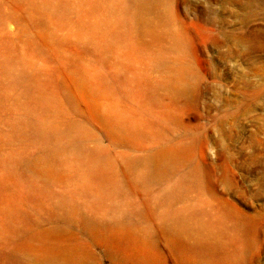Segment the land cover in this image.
Returning <instances> with one entry per match:
<instances>
[{
	"label": "bare ground",
	"instance_id": "obj_1",
	"mask_svg": "<svg viewBox=\"0 0 264 264\" xmlns=\"http://www.w3.org/2000/svg\"><path fill=\"white\" fill-rule=\"evenodd\" d=\"M222 1L221 6L244 8L231 11L240 32L221 31L235 42L230 52L249 56L252 68L264 70V25L250 26L258 17L264 23V0ZM94 5L93 0L79 5L0 0V264H105L109 258L114 264H168L160 240L180 264H246L242 249L224 252L215 244L189 242L195 216L174 208L192 190L201 195L212 190L213 174L196 156L197 135L189 141L183 136L161 141L141 156L123 152L155 137L133 117L126 119L121 105L109 99V51L124 42L122 31L130 24L153 15L167 27V44L152 62L161 71L152 94L163 88L173 99L197 100L205 70L197 64L174 0ZM91 11L94 16L87 15ZM208 21L223 20L216 16ZM262 80V88L253 83L242 95L264 99V76ZM164 119L180 124L178 114L165 112ZM109 141L121 149V164L115 163ZM183 162L187 168H181ZM155 184L162 187L139 211L145 214L139 221L127 200L140 187ZM24 206L47 211L49 217L23 222ZM237 220L250 231L252 250L258 221ZM14 235L20 240L7 254L3 250Z\"/></svg>",
	"mask_w": 264,
	"mask_h": 264
},
{
	"label": "rangeland",
	"instance_id": "obj_2",
	"mask_svg": "<svg viewBox=\"0 0 264 264\" xmlns=\"http://www.w3.org/2000/svg\"><path fill=\"white\" fill-rule=\"evenodd\" d=\"M62 1L79 5L85 0ZM93 1L96 7L105 5V0ZM222 2L174 0L176 13L192 40L197 64L205 70L194 103L183 95L173 99L163 88L154 95L151 92V87L161 76V71H155L152 62L168 40L164 36L167 31L165 22L153 15H146L141 24H130L122 31L124 42L110 48L109 99L121 105L126 119L133 117L141 128L155 133L154 138H143L137 149L126 147L123 152L129 157L141 156L145 150L164 140H177L183 136L189 141L198 136L196 156L213 174L212 190L203 195L192 190L187 201L174 205L176 210H184L182 214L195 216L191 221L189 242H208L224 252L242 249L246 264H264V99L260 97L253 101L249 95H242L253 83L262 88L264 70L252 68L248 63L249 56H234L230 52L229 47H235V42L223 37L221 31H236L239 22H234L237 17L231 15V11L243 12L244 8L229 3L221 6ZM87 15L94 16L92 11ZM113 15L112 11L111 23H114ZM216 16L224 22L209 23L208 18ZM262 24L260 17L250 22L253 28H262ZM239 32L238 29L232 33ZM114 36L112 28L110 38L113 40ZM88 61L93 63V57L89 55ZM165 112L178 114L180 124L173 125L164 119ZM157 128L167 130L159 132ZM109 151L115 163L121 164V149L109 141ZM187 167L188 162H183L181 168ZM161 187L159 184L143 186L128 198L126 205L135 208V219L142 220L145 214L139 211L145 210L152 195ZM22 212L23 222L45 221L49 217V212L30 206H24ZM237 217L258 221L255 229L257 241L252 250H249L250 231ZM112 220L113 216L109 215V221ZM154 222L161 223L159 219ZM19 240V235L11 237L3 251L11 254ZM158 247L168 264H180L164 240L159 241ZM105 264L114 263L109 258V263Z\"/></svg>",
	"mask_w": 264,
	"mask_h": 264
}]
</instances>
